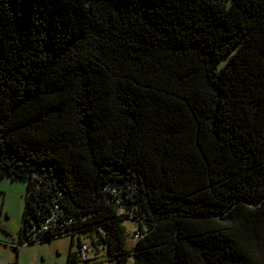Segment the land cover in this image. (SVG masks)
Returning a JSON list of instances; mask_svg holds the SVG:
<instances>
[{"label":"trees","instance_id":"trees-1","mask_svg":"<svg viewBox=\"0 0 264 264\" xmlns=\"http://www.w3.org/2000/svg\"><path fill=\"white\" fill-rule=\"evenodd\" d=\"M42 171L75 233L39 244L264 264V0H0V179Z\"/></svg>","mask_w":264,"mask_h":264},{"label":"rangeland","instance_id":"rangeland-1","mask_svg":"<svg viewBox=\"0 0 264 264\" xmlns=\"http://www.w3.org/2000/svg\"><path fill=\"white\" fill-rule=\"evenodd\" d=\"M27 181L15 178L0 179V264H67L69 253L76 254L79 239L71 247V237H64L44 244L18 246V232L22 225ZM125 235V247L131 250L135 242L130 234L137 227L132 221L122 222ZM80 241L87 244L93 254V260L87 264H114L103 249L95 250L90 239L81 236ZM74 264H84L78 261ZM127 264H133L129 257Z\"/></svg>","mask_w":264,"mask_h":264},{"label":"built area","instance_id":"built-area-1","mask_svg":"<svg viewBox=\"0 0 264 264\" xmlns=\"http://www.w3.org/2000/svg\"><path fill=\"white\" fill-rule=\"evenodd\" d=\"M51 178L47 171H42L41 173H35L31 179L32 186L29 188L27 196L35 199L37 218L29 217L26 220L21 230L24 244L18 246H28L30 243L39 244L52 236L60 237L75 233L70 229L72 218L67 214L66 209L62 207L60 201L62 194L56 191V196L51 198L48 195L51 191ZM142 232L134 231L132 240L139 239ZM76 256L82 263L93 260L89 245L82 242L77 246Z\"/></svg>","mask_w":264,"mask_h":264}]
</instances>
